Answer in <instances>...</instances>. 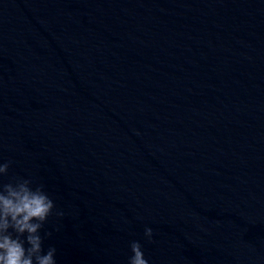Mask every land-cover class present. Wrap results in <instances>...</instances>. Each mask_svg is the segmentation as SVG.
<instances>
[{
    "label": "water",
    "instance_id": "obj_1",
    "mask_svg": "<svg viewBox=\"0 0 264 264\" xmlns=\"http://www.w3.org/2000/svg\"><path fill=\"white\" fill-rule=\"evenodd\" d=\"M8 161L57 264H264V0H0Z\"/></svg>",
    "mask_w": 264,
    "mask_h": 264
},
{
    "label": "clouds",
    "instance_id": "obj_2",
    "mask_svg": "<svg viewBox=\"0 0 264 264\" xmlns=\"http://www.w3.org/2000/svg\"><path fill=\"white\" fill-rule=\"evenodd\" d=\"M11 161L0 163V264H57V249L49 246L45 251L41 236L48 218L62 217V211L53 212L55 204L43 184L30 178L13 177L4 182ZM144 236L151 242L153 230L146 227ZM132 255L128 264H149L139 241L130 244Z\"/></svg>",
    "mask_w": 264,
    "mask_h": 264
}]
</instances>
